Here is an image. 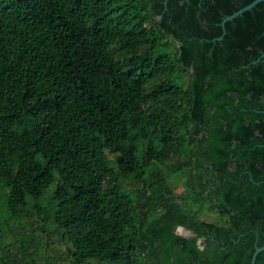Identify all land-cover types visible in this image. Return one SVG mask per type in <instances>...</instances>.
<instances>
[{"label": "trees", "instance_id": "16d2710c", "mask_svg": "<svg viewBox=\"0 0 264 264\" xmlns=\"http://www.w3.org/2000/svg\"><path fill=\"white\" fill-rule=\"evenodd\" d=\"M254 1L0 0V264H251Z\"/></svg>", "mask_w": 264, "mask_h": 264}, {"label": "water", "instance_id": "95a60500", "mask_svg": "<svg viewBox=\"0 0 264 264\" xmlns=\"http://www.w3.org/2000/svg\"><path fill=\"white\" fill-rule=\"evenodd\" d=\"M262 2H264V0H255V1H254L253 3H251L250 5H248V6H246L245 8L239 10V11L236 12L235 14H233V15L227 17V18L224 20L223 24H222L223 28H225V23L230 22V21L236 19L237 17L243 15L245 12L251 11L256 5H258L259 3H262ZM222 39H223V38L221 37V38H219V39H217V40H218V41H221ZM263 57H264V55H263ZM180 229H181V230H184V231H186V232H188V233H189L188 236L191 235L190 231H188V230H186V229H184V228H180ZM180 235H182V234H180ZM182 236H183V235H182ZM184 237H186V236H184ZM262 252H264V246H262V247H257L255 253L253 254L251 264H256L257 257H258V255H259L260 253H262Z\"/></svg>", "mask_w": 264, "mask_h": 264}, {"label": "rangeland", "instance_id": "374dc122", "mask_svg": "<svg viewBox=\"0 0 264 264\" xmlns=\"http://www.w3.org/2000/svg\"><path fill=\"white\" fill-rule=\"evenodd\" d=\"M179 191H181V188H178L177 189V192H179ZM203 216H207V217H210L211 219H213V217H214V215H212L210 212H206L205 211V213H204V215ZM209 219V218H208ZM178 233L179 234H182L183 236H188L189 235V233L188 232H186V231H184V230H181L180 228L178 229ZM101 264H118V263H113V262H102Z\"/></svg>", "mask_w": 264, "mask_h": 264}]
</instances>
